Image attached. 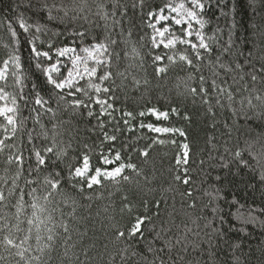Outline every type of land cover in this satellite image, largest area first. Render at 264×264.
Masks as SVG:
<instances>
[{
    "label": "trees",
    "instance_id": "16d2710c",
    "mask_svg": "<svg viewBox=\"0 0 264 264\" xmlns=\"http://www.w3.org/2000/svg\"><path fill=\"white\" fill-rule=\"evenodd\" d=\"M201 2L205 23H193L187 38V25L156 23L161 9H191L189 0H0V68L8 62L0 105L11 107L14 118L11 127L0 115V264H264V0ZM166 26L180 41L157 47L153 37ZM197 32L208 49L183 43L199 45ZM33 43L52 60L35 58ZM97 43L107 45L100 58L110 64L96 65L95 78L70 90L55 89L45 70L59 59L56 49L80 52ZM64 61L57 80L68 70ZM105 70L112 77L101 82ZM90 83L110 91L97 93ZM97 97L113 107L101 112ZM73 99L88 107H73ZM152 108L168 117L156 118ZM148 124L184 135L158 134ZM110 151L135 170L126 168L118 182L85 184L82 192L73 187L83 183L69 178L82 154L101 167L99 154ZM56 174L61 186L52 191L46 180ZM33 196L45 210H37L45 220L39 231L28 223ZM136 217L150 219L126 238ZM118 230L125 237L117 238ZM5 237L17 246L6 245Z\"/></svg>",
    "mask_w": 264,
    "mask_h": 264
},
{
    "label": "snow or ice",
    "instance_id": "6c2138e0",
    "mask_svg": "<svg viewBox=\"0 0 264 264\" xmlns=\"http://www.w3.org/2000/svg\"><path fill=\"white\" fill-rule=\"evenodd\" d=\"M189 2L193 5V7L191 9H185L183 12H181V17L182 18L175 20V23L177 25H180V24L183 23V18L184 17H187L189 19L188 25L184 29V32H185L187 37H191L193 35L191 21H197L201 28L203 27V25L205 23V21L200 19L199 16H198V11H202L204 9L205 5L201 2V0H189ZM168 7H171V6L169 5ZM184 8H185L184 4H181V5H179V9L172 8L171 10L173 12H176V11H179L180 9H184ZM163 11H164L163 9L160 10V13H161L160 14V19H165L166 18V17H164L162 15ZM149 14L152 15V16L156 15V13H149ZM21 27L24 29V31H28V28L24 26L22 21H21ZM37 31H40V29L37 28ZM167 31H168V29L164 28L163 31H158V35L160 37H163L164 33L167 32ZM13 35H15V33H13ZM79 35L83 36L84 34L80 33ZM196 36L199 39V45L193 44L190 39H185L183 41V43L191 44V46L194 49L197 48V47L208 49V45L204 42V37L201 36V34L199 32L196 33ZM155 40H156V37L154 36L153 37L154 44H155ZM175 43H176V41L174 39H169L167 41V44H165L164 40L161 39L160 40V44H158L156 46L159 47L160 45H163L164 47H172ZM93 49L95 51H98V52L99 51H106L107 50V45L104 44V43H97V44L93 45ZM31 51H32L33 56L35 58L44 57L45 59H47L49 61L52 60V57L50 56L49 52L48 51H39V50H37V48L35 46V43L32 44ZM84 51L88 52L89 49L85 48ZM56 52H57L59 57H63L66 53L74 52V49L70 48V47H65V48H62V49L58 48V49H56ZM90 54L92 55V59H94L96 61L97 65H102V64H106V63L110 64V58L108 59V61H105V60L99 59L98 56L95 55L94 52L90 53ZM197 57H199V53L198 52H197ZM11 59L13 60V62L18 63L19 56H12ZM163 59H164V57H162V56L154 57L155 61H162ZM180 59L186 61L188 65H192V60L189 59L188 56L181 55ZM78 60H80V57H76V60L72 61L74 67L68 71L67 76L64 79H62V80H57V79H53L52 78V74L54 72H59V68L62 66L60 60L56 59L54 63H50L49 67L45 71H46V74H47L48 81L54 86L55 89H64L66 86H68L70 88L73 87L74 86L73 85L74 74H75V76H80L81 79H83V76L81 75L80 71H78L76 69V67H75L76 62ZM168 60L171 61L172 57H168ZM7 67H8V62L5 61L4 62V68H0V78L4 77L5 70L7 69ZM156 71L158 73H162V72H166L167 69L165 67H158L156 69ZM262 71H264V69H262ZM84 72L87 73V75L89 77H94V76H96L97 68L96 67H92V68L85 67L84 68ZM111 77H112V73L110 71L105 70L103 72V75H101L99 77V80L101 82L108 81V80L111 79ZM252 78H253V80L256 79L255 76H253ZM200 79L203 82L204 78L201 77ZM213 84H215V81H213ZM89 86L91 88L95 89V91L97 93H100L101 91H103L105 94H107L110 91L106 87L101 89V86L99 84L90 83ZM83 91L84 90L80 89V88L76 89V92H83ZM190 91L193 94H195L197 90H196V88H191ZM200 91L206 93V90L203 87H201ZM221 91H223V89H221ZM84 94L87 95L86 92ZM69 95L74 96L75 93L69 92ZM229 96H230V94H229ZM0 98H2V97H0ZM257 99H259V97H257ZM41 102L42 101L40 99L36 100V103H41ZM95 103H97V104L102 106L101 107V112H106L107 109H110V108L113 107V105L109 104L106 99L102 100V99H99V97H97V99L95 100ZM249 103H251V101H249ZM105 105L107 106L106 108L104 107ZM72 106L73 107H77V108H79V107L87 108L88 107V105L84 104V101L79 100V99H73ZM11 111H13V110L9 109L7 107L0 109V113H4V114H7L8 112H11ZM148 111H149V113L154 114L157 117H164V118L168 117V112H166V111L165 112H160V111H158L155 108L149 109ZM171 111L172 112H176V109L173 108ZM88 114L92 115L93 113H92L91 110H89ZM127 115L129 117H131L132 113L129 112V113H127ZM139 115L144 116L145 113L141 112ZM7 119H8L9 123H13V119H12L11 116H8ZM125 123H127V121H125ZM141 126L143 127L144 125H141ZM147 127L149 129H151L152 131L156 132V133H161V132H179L180 135H184V133L182 131H180L179 129L154 127L152 124H148ZM105 139L115 141L116 137L115 136L109 137V136L105 135ZM3 143H4L3 141H0V145H2ZM182 147H183V149H185V151L183 152L184 162L187 163V156H188L187 149H188L189 146H188V144L185 143V144L182 145ZM44 151L45 152H52L53 148L49 147V148L44 149ZM143 155L147 156L148 153L145 151V152H143ZM235 155L237 157H239L241 155L240 151H237L235 153ZM36 157H37L39 165H44L45 164V159L40 154V152H36ZM90 159L91 158H90V156L87 153L82 154V156L80 158V166L75 167L74 170H72V169L69 170V178L70 179L75 180V179L79 178L83 182L81 184L73 185V187L77 188L81 192L84 190V185L85 184H86L88 189H92L93 186H102V181L103 180L107 179V180L117 181V178L122 176V174L124 173L126 168L133 169V170H135V168H136V166L134 164H130V163L129 164H125V163H123L119 151H116L114 153V155L111 153V151L107 155H105L104 153H100L99 156H98V159L100 161H102L101 167L93 166L91 164V162H90ZM241 163H245L246 164V162L243 161V160H241ZM107 166H110V167H107ZM56 175H57V178H55V179H47L46 180V182L48 183V185L50 186V189L52 191L59 190L60 186H61V179L58 178L59 174H56ZM123 179L124 180H128L130 178L128 176H123ZM176 179L179 180L180 177L177 176ZM183 182L187 183L188 179L185 178ZM14 188H15V183L13 182V189ZM32 191L34 193L35 189H33ZM52 191H50L48 193L49 196L52 195ZM8 192H9V195H11L12 194V189H9ZM125 199H126V197H125ZM4 200H5V192H4V190L2 188H0V202H2ZM35 200H36V197L33 196V201L34 202L31 205V207L33 209V213H32L33 219H29L28 223H29V225H32L35 222L37 230L39 231L40 225L45 224V220L40 219V217L37 215V210H39L40 212H44L45 210L42 207H40L37 203H35ZM45 200H47V196L45 197ZM22 203H23V193H21L20 203L17 204L18 213H19V211H20V209L22 207ZM144 219H150V218H142V217H136L135 218V223H133L132 226L130 227V229L128 230L126 238H131V237L135 236L136 233L140 232V225L144 222ZM47 222H49V223L52 222V216L51 215H49L47 217ZM62 227L64 228L65 232L68 231V225L67 224H63ZM47 230L49 232L52 231L51 228H48ZM29 231H31V229H29ZM141 236H142V232H141ZM120 237H125V232L123 230H118L117 238H120ZM25 239H27V237H25ZM52 239H53V237L51 235H49L48 236V240H52ZM37 240H39V236H37ZM4 243L6 245H9V246H17V245L14 244V241L12 239L8 238V237L4 238ZM19 255H23V252H20ZM161 264H163V262H161Z\"/></svg>",
    "mask_w": 264,
    "mask_h": 264
},
{
    "label": "rangeland",
    "instance_id": "374dc122",
    "mask_svg": "<svg viewBox=\"0 0 264 264\" xmlns=\"http://www.w3.org/2000/svg\"><path fill=\"white\" fill-rule=\"evenodd\" d=\"M171 9H172V8H171ZM171 9H169V12H167V13H163V14H162L164 17H166L165 19H160V15L158 16L156 26H157L159 23H166V22H168V21H172L174 24H176V23H175V20H176V19H181V18H182V17H181V12H183L185 9H180L179 11H176V12H173ZM177 9H179V8H177ZM188 22H189V19H188L187 17H184V18H183V23L180 24V25H178V26L188 25ZM196 22H197V21H191V24L196 23ZM176 25H177V24H176ZM164 28H167L168 31L164 33V36H163V37H160V36L158 35V31H163ZM164 28H157V34H156L155 44H156V45L160 44V40H161V39L164 40V43H165V44H167V41H168L169 39H174V40L176 41V43L172 46V47H174V46L180 41L179 38L173 35V33H172V31H171V29H170L169 26H166V27H164ZM193 30H195V29L192 27V31H193ZM186 37H187V36H186ZM187 38H189V37H187ZM160 46H163V45H160ZM172 47H166V48H172ZM70 48H72V47H70ZM73 49H74V52L66 53L63 57H59V56H58L62 66L59 68V72H54V73L52 74V78H53V79H56V78H55V74H60V73L62 72V67L65 65V61H64V60H66V61L69 62V67H68V70H67V72H66V74H65V77H66L68 71L74 67L72 61L76 60V57H80V60H78V61L76 62L75 67H76V69H77L78 71H80L81 75L83 76V79H81L80 76H75V74H74V77H73V85H74V86H73V87H75L76 85H78L79 83H81V82L84 81V80H89V79L95 78V76H94V77H89V76L87 75V73L84 72V68H85V67H87V68L96 67V65H97V64H96V61H95L94 59H92V55H91L90 53H93V52H94L95 55H97L98 58L101 59V58H100V55L102 54L103 51H99V52H98V51H95V50L93 49V46L88 48V49H89L88 52L84 51V49H83L82 51H80V52H78L75 48H73ZM96 68H97V67H96ZM6 70H7V69H6ZM6 70H5V71H6ZM65 77H64V78H65ZM73 87H71V88H73ZM71 88L68 87V86H66L64 89H60V90H70ZM0 97H2V98H0V101H1V100L3 99V96L0 95ZM5 107H7V108H9V109H12L11 107L6 106V105H0V109L5 108ZM0 115L3 116V117L6 119L8 125H10L11 127L14 126V118H13V116H12V111H11V112H8L7 114L0 113ZM153 115H154V114H153ZM8 116H11V117H12V119H13V123H9V122H8V119H7ZM154 116H155L156 118H158V119H165L164 117H157L156 115H154ZM164 133H165V132H161V133H158V134H164ZM184 151H185V149H183V152H184ZM183 157H184V156H183Z\"/></svg>",
    "mask_w": 264,
    "mask_h": 264
}]
</instances>
